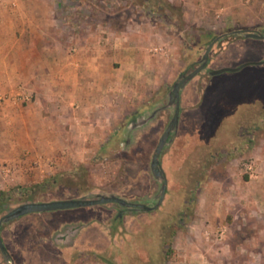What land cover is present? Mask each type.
Here are the masks:
<instances>
[{"label": "rangeland", "instance_id": "rangeland-1", "mask_svg": "<svg viewBox=\"0 0 264 264\" xmlns=\"http://www.w3.org/2000/svg\"><path fill=\"white\" fill-rule=\"evenodd\" d=\"M39 1L54 18L57 34L48 42L61 64L56 76L83 78L97 69L118 86L103 93L105 103H54L63 105L62 116L50 118V136H38L53 141L51 160L36 163L34 150L22 146L20 157L30 158L23 178L18 163L2 157L22 138L10 133L20 118L15 109L33 102L36 89L21 80L0 86V190L8 192L0 217L25 202L100 194L154 205L161 182L150 162L174 112L169 92L218 40L180 91L179 121L160 155L167 181L161 204L13 218L1 224L0 264H76L87 255V264H264V63L210 73L264 61V40L240 32L264 34V0ZM41 90L45 101L51 90ZM62 159L69 165H57Z\"/></svg>", "mask_w": 264, "mask_h": 264}, {"label": "crops", "instance_id": "crops-1", "mask_svg": "<svg viewBox=\"0 0 264 264\" xmlns=\"http://www.w3.org/2000/svg\"><path fill=\"white\" fill-rule=\"evenodd\" d=\"M12 4L15 6L14 12L10 13L8 7L11 8ZM47 6H49L48 2L41 3L39 0H0V86L4 88L12 87L21 80L22 85L23 82H26V84L29 83L31 88L36 89V98L33 102L27 104L24 108L17 106L18 108L15 109L16 115L14 117L17 119L19 114L20 118L10 133L22 136V138L14 139L17 143L9 138L10 144L14 142V145L11 144V148L6 151L7 154L2 157L6 161L11 160L18 163L15 166L19 167L20 177L22 178L28 175L20 168L28 166L30 163V158L22 159L20 157L23 153L22 146H28L31 150H34L31 154L36 163H40L45 158L50 159L51 154L48 150L53 148V141L38 136L51 135L53 125L50 118H60L62 116L61 111L57 109L59 106L60 108L63 107L62 104L57 106L59 102L66 103L71 102V100H79V102L89 104L98 101L105 103L104 96L106 95H103V93L111 92L118 86V82L105 77L106 75L102 72L99 74L100 70L97 69L85 70L83 78L64 79L58 77L59 75L56 76L59 73L57 72L58 66H61V64L54 59L55 48L48 42L49 39L55 36L56 29L52 28L55 24L54 18L47 14V10L46 12L43 11ZM41 11L43 14H40ZM49 25H51V28ZM92 74L98 77L93 78ZM44 79L46 80L44 81ZM42 81L45 83H42ZM43 87L47 90L53 88L48 92L45 101L41 90ZM110 100V103L116 101L112 98ZM54 103H57V105L55 106ZM101 107L96 110L99 114L103 112V107ZM87 109H89L88 112L94 113L95 111L90 106ZM106 109L108 110V107ZM4 110H7V107H4ZM80 143H82L81 148L87 150L89 144L85 140ZM43 144L44 146H42ZM39 150L43 151V154L45 152V155L41 154ZM58 163L60 167L69 165V161L64 159L58 160L57 165ZM84 208L87 207H79V209ZM91 258L88 255L82 256L75 263L87 264V262L92 261ZM69 263L70 259L66 261V264ZM92 263L105 264L106 262L96 259Z\"/></svg>", "mask_w": 264, "mask_h": 264}, {"label": "water", "instance_id": "water-1", "mask_svg": "<svg viewBox=\"0 0 264 264\" xmlns=\"http://www.w3.org/2000/svg\"><path fill=\"white\" fill-rule=\"evenodd\" d=\"M240 32L246 33L247 37H252L254 39L264 40V34L259 33L254 30H240ZM218 40V37L212 40V42L206 48L202 62L191 70L189 73L182 75L172 86V89L169 92V104L174 106L173 115L167 124L165 130L161 134L156 147L153 151L150 168L153 176L161 182V186L159 192L156 195V203L152 206L147 205L141 202H132L128 201L122 197H119L114 194L105 195L100 194L94 198H72V199H58V200H50V201H34V202H25L22 203L4 213L0 217V228L3 222L9 221L13 218L20 217L22 215L33 213V212H47V211H55V210H63V209H71V208H79V207H89L94 205H101L107 203L118 204L121 207H125L128 209H140L145 211H150L156 209L164 199L165 191H166V176L161 166L160 155L165 144L171 139L170 134L175 130L179 121L180 114V91L184 87V85L195 77L202 69L205 68L208 62L209 52L212 48L213 44ZM264 63V61H248L244 62L237 67H223L217 70H211L210 73L212 75H218L224 72H237L242 68L248 65H260ZM0 249L3 255L6 256V249L4 247L3 241L0 237Z\"/></svg>", "mask_w": 264, "mask_h": 264}, {"label": "trees", "instance_id": "trees-1", "mask_svg": "<svg viewBox=\"0 0 264 264\" xmlns=\"http://www.w3.org/2000/svg\"><path fill=\"white\" fill-rule=\"evenodd\" d=\"M263 117V116H262ZM225 142V140L224 141H222V144ZM5 193H8V192H6V191H4V190H0V197L1 196H3ZM110 264V263H109Z\"/></svg>", "mask_w": 264, "mask_h": 264}, {"label": "built area", "instance_id": "built-area-1", "mask_svg": "<svg viewBox=\"0 0 264 264\" xmlns=\"http://www.w3.org/2000/svg\"><path fill=\"white\" fill-rule=\"evenodd\" d=\"M25 98H28V97H25Z\"/></svg>", "mask_w": 264, "mask_h": 264}]
</instances>
